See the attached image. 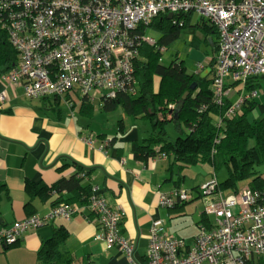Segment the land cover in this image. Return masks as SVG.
<instances>
[{
    "label": "built area",
    "instance_id": "1",
    "mask_svg": "<svg viewBox=\"0 0 264 264\" xmlns=\"http://www.w3.org/2000/svg\"><path fill=\"white\" fill-rule=\"evenodd\" d=\"M0 12L6 15L9 42L18 54L16 67L0 80L20 85L31 100L63 99L78 92L94 103L120 92L135 95L133 62L140 41L131 34L140 23L162 14L196 15V22L205 21L217 31L214 103L222 106L232 90L239 94L223 118L240 116L246 100L261 96L258 91L245 94L244 88L249 78L264 79V0H0ZM144 42L155 44L152 38ZM203 67L197 64L196 70ZM7 100L0 93V106ZM198 196L204 215L213 218L211 229L201 228L186 246L166 236L163 223L155 220L144 264H247L264 257V206L257 193L242 187L223 196L212 178ZM191 198L190 192L174 190L161 194L159 205L172 209ZM87 210L97 216L101 228L95 240L108 250L117 246L131 258L134 245L119 232L123 213L109 207L96 187L91 188ZM76 212L59 204L43 217L31 216L0 231V243L13 245L26 231L55 219L69 220Z\"/></svg>",
    "mask_w": 264,
    "mask_h": 264
},
{
    "label": "crops",
    "instance_id": "2",
    "mask_svg": "<svg viewBox=\"0 0 264 264\" xmlns=\"http://www.w3.org/2000/svg\"><path fill=\"white\" fill-rule=\"evenodd\" d=\"M206 62L207 59L204 66ZM210 74V68L200 73L202 77ZM2 92L8 100L0 106V179L7 190L0 202V231L31 216L43 217L56 207V200L68 198L64 193L47 198L36 196L27 209L26 182L49 188L80 168L89 172L83 183L96 187L109 207L123 213L119 232L134 245V251L130 258L117 246L108 250L103 242L95 240L101 228L97 217L87 210L88 199L86 204L76 206L77 212L69 220L55 219L32 228L13 245L0 243V264H37L42 242L60 226L68 233L63 251L71 255L72 264H144L150 227L155 220L163 223L166 236L183 240L186 246L192 245L201 228L211 229L212 224L209 227L201 222L203 204L198 196L209 174L202 177L195 172L191 176L190 167L182 172V181L176 185L175 168L170 169L167 161L143 162L132 155L130 145L151 133V123L137 128L134 121L146 120L133 119L126 128L121 117L124 135H118L117 128L111 135L105 130L97 133L80 118L83 116L76 108L63 101L53 106L48 100H30L20 85L0 80ZM46 103L50 104L49 109ZM174 190L191 192L192 198L173 209L160 207V195Z\"/></svg>",
    "mask_w": 264,
    "mask_h": 264
},
{
    "label": "trees",
    "instance_id": "3",
    "mask_svg": "<svg viewBox=\"0 0 264 264\" xmlns=\"http://www.w3.org/2000/svg\"><path fill=\"white\" fill-rule=\"evenodd\" d=\"M174 20H179L180 24H175ZM191 23L192 18L189 15H175L168 19L166 14H162L148 24L140 23L132 32L131 35L140 41L138 56L133 62L135 95L120 92L113 99L101 98L91 103L86 97L75 92L66 95L63 100L59 97H45L37 101L48 100L51 101L50 104L63 101L71 108H77L78 114L85 118H91L97 110L107 113L120 109L126 117L149 121L152 126L151 133L130 145V151L136 160L167 161L170 169L175 168L176 185L177 181H182V172L185 169L209 164L213 170L212 178L216 180L220 191L237 193L242 187H249L259 195V205L264 206V179L261 173L254 169L264 163V103L259 104L258 99H248L242 106L240 116L223 118L225 111L239 94L232 90L230 96L222 100V106L214 103L212 82L213 59L219 41L217 31L205 21L195 22L193 28ZM185 29L200 30L205 36L204 44L211 50V54L207 55V65L197 73H188L177 56L167 66L161 64L162 54L179 39ZM148 30L155 37L148 36ZM9 33L10 25L6 15L0 12L2 75L18 63V54L10 45ZM148 38L154 39L155 44L151 46L145 43L144 39ZM199 42L196 37L190 39L191 45ZM206 68H210L211 74L202 77L200 73ZM192 85L194 89H191ZM244 91L245 94L255 91L264 94V79L257 76L249 78ZM184 93H188V96L177 113V119H174L175 108ZM218 120L221 121L220 124L217 123ZM167 123L174 124L177 131L174 140L166 137ZM117 124V134L124 135L123 121L119 120ZM66 166L68 165L60 168ZM221 169L227 170L228 176L219 182L216 177ZM88 175V171L77 168L69 178H60L49 188L26 182L29 199L24 207L31 208L32 199L36 196L47 198L54 193H64L68 198H59L54 202V206L65 204L76 209V206L86 204L90 197L92 186L83 183V179ZM246 180H249V183L238 189L237 183ZM6 190L0 179V202ZM177 205L180 204L174 207ZM209 219L203 213L201 222L210 227L212 223ZM67 238L68 233L64 227L54 228L51 237L42 242L37 252V264H72L71 255L63 251ZM247 264H264V257L253 258Z\"/></svg>",
    "mask_w": 264,
    "mask_h": 264
},
{
    "label": "rangeland",
    "instance_id": "4",
    "mask_svg": "<svg viewBox=\"0 0 264 264\" xmlns=\"http://www.w3.org/2000/svg\"><path fill=\"white\" fill-rule=\"evenodd\" d=\"M148 36H152L155 37L154 34L148 30L147 32ZM191 37H196L198 40H200V42L196 45H191L190 44V39ZM204 34L200 31V30H196V29H185L182 30L181 32V36L179 37V39L174 42L172 45H170L165 52L162 54V61L161 64L167 66L168 64H170L171 61L177 59L178 61L183 62V65L186 69V71L188 73H197V64L200 63H204L205 59H207V55L209 56L211 54V50L210 47H206V45L204 44ZM259 102V104L264 103V94L261 93L260 98L257 100ZM51 105L55 106L54 103H52ZM46 108L49 109L50 108V104L46 103L45 104ZM62 107L60 106V109ZM75 111L78 112L77 108L75 109ZM73 112L76 113L77 112ZM256 113L253 114V117H255ZM78 117H80L79 115H77ZM121 117H123L124 119V123L126 125V128H129L130 125L133 123V119L130 117H124L122 116V113L120 111V109H116L115 111L112 112H95L93 117L91 119H86V118H82L84 119V121L87 124H90V126H92V130L94 132H102L103 130H105V132L109 135H111L112 131L115 132L117 126H118V121L121 119ZM135 122V126H137V128L141 127L143 125V123L145 125H149L150 126V122L149 121H134ZM181 129L184 130L183 126H181ZM165 133H166V137H168L170 140H174L177 134L176 129L174 128V124L172 123H167L165 125ZM193 171L191 173V176H193L195 174V172H198V176L200 174V176H205L207 174H209L210 178L213 177V170L211 168L210 165L205 164V165H198V166H194L192 167ZM258 173H261L262 177L264 178V163L256 166L254 168ZM228 176V171L225 169H221L217 172V180L219 182L224 181ZM209 178L208 181H210L211 179ZM207 182V181H206ZM249 183V180L246 181H240L237 183V188H241L243 185H246ZM223 196H225L226 194H229V190H223L222 191ZM200 203H202L200 201ZM210 222H213V219L210 217Z\"/></svg>",
    "mask_w": 264,
    "mask_h": 264
},
{
    "label": "water",
    "instance_id": "5",
    "mask_svg": "<svg viewBox=\"0 0 264 264\" xmlns=\"http://www.w3.org/2000/svg\"><path fill=\"white\" fill-rule=\"evenodd\" d=\"M167 17H168V19H172V15L171 14H168ZM196 19H197V17H196V15H194L192 17L191 28L194 27L193 25L196 22ZM191 89H194V85L191 86ZM187 96H188V93H184L182 98H181V100L178 102V104H177V106L175 108V112H174V119H177V113L181 109V107L183 106V103L186 100Z\"/></svg>",
    "mask_w": 264,
    "mask_h": 264
},
{
    "label": "clouds",
    "instance_id": "6",
    "mask_svg": "<svg viewBox=\"0 0 264 264\" xmlns=\"http://www.w3.org/2000/svg\"><path fill=\"white\" fill-rule=\"evenodd\" d=\"M173 17V16H172Z\"/></svg>",
    "mask_w": 264,
    "mask_h": 264
}]
</instances>
